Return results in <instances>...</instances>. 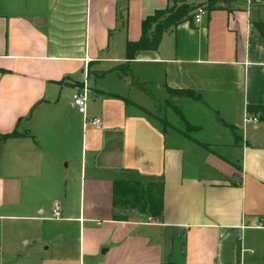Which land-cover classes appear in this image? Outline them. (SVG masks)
<instances>
[{
	"label": "crops",
	"instance_id": "0c3cea01",
	"mask_svg": "<svg viewBox=\"0 0 264 264\" xmlns=\"http://www.w3.org/2000/svg\"><path fill=\"white\" fill-rule=\"evenodd\" d=\"M176 1L189 16L126 62L173 3L0 0V134L24 135L0 142V264H264V0ZM84 83L99 130L72 105ZM167 90L224 139L165 126ZM116 181L161 185V215L124 214Z\"/></svg>",
	"mask_w": 264,
	"mask_h": 264
},
{
	"label": "trees",
	"instance_id": "16d2710c",
	"mask_svg": "<svg viewBox=\"0 0 264 264\" xmlns=\"http://www.w3.org/2000/svg\"><path fill=\"white\" fill-rule=\"evenodd\" d=\"M173 3L171 7L157 10L153 15L144 19L141 23V36L136 42H127L125 47V60L130 62L134 60L136 53L142 51H156L161 41V38L165 32L171 28L177 27L184 18L188 17L192 8L188 5L181 4L177 6L176 0H168ZM264 27V26H263ZM263 33V32H262ZM2 72V71H0ZM145 85H140L141 91L148 93ZM169 94L181 95V96H194L189 91H172L167 90ZM140 109V108H138ZM142 110V109H140ZM143 111V110H142ZM144 112V111H143ZM148 114L147 112H144ZM176 133L183 137H186L193 142V139L188 137L184 132L174 129ZM21 135L17 132L1 135L0 142H4L8 139L20 138ZM196 143V142H195ZM158 193V200H155V193ZM162 186L152 183L142 185L140 183L116 181L113 184V205L117 206L119 200L130 197L136 204L143 203L144 206L149 207L150 218H158L163 209L162 203Z\"/></svg>",
	"mask_w": 264,
	"mask_h": 264
},
{
	"label": "rangeland",
	"instance_id": "374dc122",
	"mask_svg": "<svg viewBox=\"0 0 264 264\" xmlns=\"http://www.w3.org/2000/svg\"><path fill=\"white\" fill-rule=\"evenodd\" d=\"M204 9V7H198L196 10ZM127 78H129V76ZM135 86L136 82L133 80L131 87L134 89ZM145 88L148 93L154 94V88L151 85H146ZM167 94L168 99L158 106L156 112L157 117L165 126L184 132L188 137L196 141L207 142L209 144L213 142V138L216 135L221 134L220 138L224 139V135L222 134L225 132H223L221 128H217L215 124L213 125L201 111H196V108L192 106L197 102L194 96L174 95L168 92ZM203 120H205L206 123H204ZM154 193L156 197L155 200L157 201L158 193ZM118 207L124 214L131 213L139 219L145 215L149 216V207L144 206L143 203L136 204L130 197L119 200Z\"/></svg>",
	"mask_w": 264,
	"mask_h": 264
},
{
	"label": "built area",
	"instance_id": "2783aa9c",
	"mask_svg": "<svg viewBox=\"0 0 264 264\" xmlns=\"http://www.w3.org/2000/svg\"><path fill=\"white\" fill-rule=\"evenodd\" d=\"M262 2V0H254V3L256 4H260ZM204 14L203 10H198L195 12L194 14V24L198 25L201 21V18ZM88 88L87 85L84 83L83 87H81L77 92H75L72 97H71V101H72V105L75 109V111L77 112L78 115L83 117V122H84V127L86 128L91 127L94 130H99L102 126V122L98 117H88L86 115V111H87V105H88ZM246 123H258L259 120L257 119V117H252L249 114L246 116ZM53 219H58L60 217L59 215V210L56 209L53 214H52ZM148 221H151V218L147 219Z\"/></svg>",
	"mask_w": 264,
	"mask_h": 264
}]
</instances>
